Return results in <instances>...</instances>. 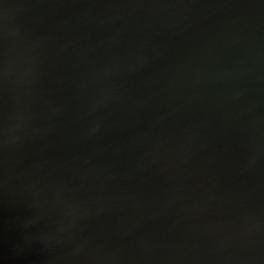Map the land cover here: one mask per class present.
Returning a JSON list of instances; mask_svg holds the SVG:
<instances>
[{"label": "water", "instance_id": "95a60500", "mask_svg": "<svg viewBox=\"0 0 264 264\" xmlns=\"http://www.w3.org/2000/svg\"><path fill=\"white\" fill-rule=\"evenodd\" d=\"M0 264H264V0H0Z\"/></svg>", "mask_w": 264, "mask_h": 264}]
</instances>
